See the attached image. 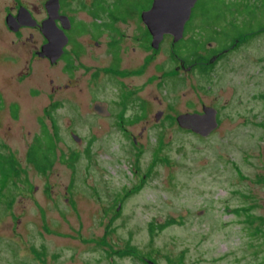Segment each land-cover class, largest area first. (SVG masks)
Instances as JSON below:
<instances>
[{
    "label": "rangeland",
    "instance_id": "374dc122",
    "mask_svg": "<svg viewBox=\"0 0 264 264\" xmlns=\"http://www.w3.org/2000/svg\"><path fill=\"white\" fill-rule=\"evenodd\" d=\"M151 2L116 0L114 11L128 17ZM230 14L222 23L264 26L258 12L253 20ZM11 39L2 28L0 153L16 166L0 175V264H264V232L249 237L243 217L232 212L246 204L264 220V28L242 37L215 75L188 79L183 70L174 74L175 61L165 58L171 44L166 36L149 66L150 75L156 64L165 66L162 83L151 77L144 87L150 115L123 122L124 130L110 119H95L90 102L118 98L127 85L139 87L146 74L106 72L109 57L100 43L102 80L81 93L78 82L65 93L69 102L52 110L46 66L30 65L27 44ZM139 51L125 52L122 63L140 59ZM92 70L81 79L88 81ZM212 98L220 103L217 129L203 137L177 125V115L200 111ZM43 128L54 137L55 159L41 173L25 157ZM9 167L5 163L4 170Z\"/></svg>",
    "mask_w": 264,
    "mask_h": 264
},
{
    "label": "flooded vegetation",
    "instance_id": "af4514ba",
    "mask_svg": "<svg viewBox=\"0 0 264 264\" xmlns=\"http://www.w3.org/2000/svg\"><path fill=\"white\" fill-rule=\"evenodd\" d=\"M77 1L78 2H76V0H0V30L4 28V30L9 32V37H12L10 40L12 43L20 42L21 44H27L26 48L29 52V58L26 59H29L30 65H35L37 62H40L46 66L50 97L49 108L52 110L69 102L64 96L66 91L73 85L79 82L81 88L78 90L81 93V91H84V85L87 87L89 82L93 84L95 80H102L103 74H101V68L98 66V63L102 62L101 58L100 60L98 59L99 56L102 57L100 43H106L104 51L106 52V56L109 57V61L105 68L106 72L110 73L113 71L121 74V76L125 78L146 74V78L140 82L137 88L132 84L127 85L126 83L128 87L121 89L123 92H121L118 98L111 100L93 99L90 102L89 113L93 114L95 119H110L115 121L116 126L122 130H124V128H122L123 122L124 124H132L141 120L146 121L147 116L150 115L149 99L144 93V87L151 82V77L156 80L157 85L162 83L160 77L165 73V66L162 63L156 64L157 73L153 75L149 74V66L152 60L162 52V44L166 36L171 38V44L167 51L169 56L166 55L165 58L169 57L171 61H175V65L173 66L174 74H179V70H183L185 74H190L187 75V79L194 76L195 73L207 74L209 76L211 74L215 75L214 71H216L218 64L223 61L224 56L234 51L239 43L238 41L246 36L242 32H239L237 36L228 37L224 44H221L215 39L208 40L206 45H203L204 49L197 50L194 56L188 58L189 49L186 47V44L190 40H198L197 37L199 32H201V29H198L197 26L194 25L193 27V23L198 21L197 19L191 20V29L189 30L186 28V23L188 22L186 20L182 37L178 41L174 42L173 36L170 34H163L158 47L152 48L150 28L142 18V12L146 11V9L148 10L151 4L148 8L141 10V12H133L128 17H121L114 11L116 0ZM230 1L236 3V1L241 0ZM74 3L77 4V6H74ZM249 4L255 5L257 12L260 15H264V0H251ZM48 18L49 21H46V26L47 28H51V33L49 38H46L44 22ZM230 23V20L225 23V32L229 31ZM244 23H247V21H244ZM119 24H121V26H119ZM242 24L240 25L242 26ZM263 28L264 26L260 24L257 26L256 30H261ZM103 34L106 37L104 41H101L98 38ZM62 35H64L66 41L62 47V51H60L61 53L57 57H54V52L52 51L49 52L48 56L38 53L47 41L56 39V37L61 38ZM81 38L82 40H80ZM200 40L203 41L204 39L201 38ZM212 43L216 45L211 46ZM130 44L134 45L130 46ZM137 50L141 52V54L137 53L140 59L133 63L127 62L131 65H124L122 63L124 53L133 51L132 56H134ZM204 50L206 53L202 55L201 52ZM87 53L88 58H91V60L97 64H89L84 60L85 54ZM199 55H201V58ZM91 69L93 70L90 72V76H88V81L86 78L84 79V77L81 79L84 73H88ZM76 71H79L78 74H76ZM159 72L162 74H159ZM122 84L124 86V82ZM33 91L34 88L31 91L32 96L35 95ZM259 96H261L264 106V95L260 94ZM155 98H157V102L161 104L162 100H159L157 96H155ZM94 102L100 105L105 104L103 110L107 112L105 113L106 115H100L93 110L92 106ZM218 105H220L218 99L212 98V103L203 104L202 110H194L189 113H202L203 106H209L215 109L217 122L220 123L221 112L218 111ZM116 106L119 108L117 109ZM14 109L16 110L14 107L11 108L12 114L15 115ZM128 111H130L131 114L125 115ZM114 112H116V114H114ZM157 112L162 111L159 110ZM46 113L48 116H51L48 110H46ZM170 119H172V117ZM155 120L158 121L156 117ZM177 125L188 129V123L185 121H182L180 125L177 122ZM145 126L146 125L142 126L141 130L144 129ZM217 126H219V124ZM73 133L76 132L73 131ZM141 136L142 134L139 132L137 136L135 135L134 137Z\"/></svg>",
    "mask_w": 264,
    "mask_h": 264
},
{
    "label": "trees",
    "instance_id": "16d2710c",
    "mask_svg": "<svg viewBox=\"0 0 264 264\" xmlns=\"http://www.w3.org/2000/svg\"><path fill=\"white\" fill-rule=\"evenodd\" d=\"M212 1H214V5L211 6L210 2ZM249 2L250 0L236 1V3L230 0H197L192 7L186 28L188 30L191 29L190 24L193 19H197L202 26H200L201 32H199L197 37L198 40H190L186 44V47L189 49L188 58L194 56L197 50L204 49L203 45H206L208 40L215 39L221 44H224L228 37L237 36L239 32L248 35L256 30L252 23H244L243 21V24L241 23L242 26L240 24L238 25V23L231 22L229 24V31L225 32L226 25L222 23L225 20L227 12L232 13L230 17L233 19L237 18L238 14H246L250 16V20H253L256 17L257 10L255 5H250ZM199 38H203L204 40L201 41ZM199 56L201 58V55ZM41 131L42 134L34 139V145L30 146L31 143L28 144L25 158L34 167V170L43 173L51 167L55 159V142L53 135L46 128H43ZM5 163L10 166L9 171L4 170ZM15 166L16 160L14 158L11 156L5 157V155L0 153V175L2 177L12 174ZM251 209L250 206H246L245 204L234 208L232 212L238 217H243L241 221L244 224V228H247L249 237H254L259 234L258 232H264V227H262L264 220L262 215L253 214ZM150 232H153V224L150 227ZM260 235L264 236V233Z\"/></svg>",
    "mask_w": 264,
    "mask_h": 264
},
{
    "label": "water",
    "instance_id": "95a60500",
    "mask_svg": "<svg viewBox=\"0 0 264 264\" xmlns=\"http://www.w3.org/2000/svg\"><path fill=\"white\" fill-rule=\"evenodd\" d=\"M197 0H153L151 7L142 12V18L150 28L152 35V48L158 47L162 40L163 34H170L173 36V41H178L182 37L183 29L186 20L190 18L191 10ZM46 21L44 22V32L46 38H49L51 28H47ZM64 35L61 38L51 39L47 41L41 48L40 55H49V52H54V57H57L62 51L66 39ZM52 57V56H51ZM93 110L100 114L106 115L105 104L100 105L94 102ZM162 112H157L156 119L160 117ZM176 121L182 124V121L188 123L187 127L203 137L210 133L217 127L216 111L209 106H203L202 113H182L176 117ZM71 138L80 143L82 138L77 134L71 132ZM202 212V211H201Z\"/></svg>",
    "mask_w": 264,
    "mask_h": 264
}]
</instances>
